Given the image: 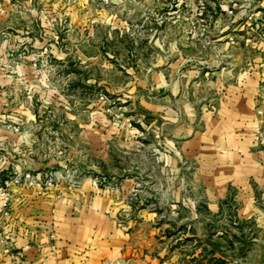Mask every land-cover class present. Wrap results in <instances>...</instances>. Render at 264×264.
<instances>
[{
    "label": "rangeland",
    "instance_id": "obj_1",
    "mask_svg": "<svg viewBox=\"0 0 264 264\" xmlns=\"http://www.w3.org/2000/svg\"><path fill=\"white\" fill-rule=\"evenodd\" d=\"M0 137L125 264H264V0H0Z\"/></svg>",
    "mask_w": 264,
    "mask_h": 264
},
{
    "label": "crops",
    "instance_id": "obj_2",
    "mask_svg": "<svg viewBox=\"0 0 264 264\" xmlns=\"http://www.w3.org/2000/svg\"><path fill=\"white\" fill-rule=\"evenodd\" d=\"M14 144L0 137V177L14 170L12 155L4 159L2 152ZM82 193L87 197L14 186L8 210L0 213V238L8 236L0 239V264H125L133 237L108 214L115 199L94 186Z\"/></svg>",
    "mask_w": 264,
    "mask_h": 264
},
{
    "label": "built area",
    "instance_id": "obj_3",
    "mask_svg": "<svg viewBox=\"0 0 264 264\" xmlns=\"http://www.w3.org/2000/svg\"><path fill=\"white\" fill-rule=\"evenodd\" d=\"M41 177L34 175L29 171H14L7 173L4 177H0V213H5L10 205L12 188L17 185L32 186L41 182ZM54 180L47 181L48 184H53ZM1 241L8 240V236L0 238ZM11 245L5 247L6 253H11Z\"/></svg>",
    "mask_w": 264,
    "mask_h": 264
}]
</instances>
